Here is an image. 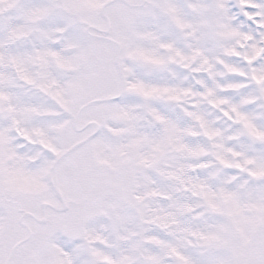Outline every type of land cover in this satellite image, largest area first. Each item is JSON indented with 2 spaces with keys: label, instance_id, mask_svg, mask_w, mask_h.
<instances>
[{
  "label": "snow or ice",
  "instance_id": "6c2138e0",
  "mask_svg": "<svg viewBox=\"0 0 264 264\" xmlns=\"http://www.w3.org/2000/svg\"><path fill=\"white\" fill-rule=\"evenodd\" d=\"M0 264H264V0H0Z\"/></svg>",
  "mask_w": 264,
  "mask_h": 264
}]
</instances>
